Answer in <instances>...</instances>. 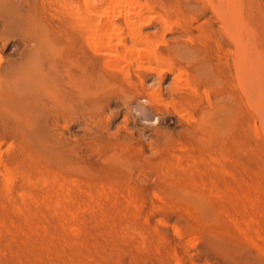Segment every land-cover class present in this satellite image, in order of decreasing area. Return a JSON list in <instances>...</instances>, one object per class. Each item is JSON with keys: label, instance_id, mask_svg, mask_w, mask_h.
<instances>
[{"label": "rangeland", "instance_id": "rangeland-1", "mask_svg": "<svg viewBox=\"0 0 264 264\" xmlns=\"http://www.w3.org/2000/svg\"><path fill=\"white\" fill-rule=\"evenodd\" d=\"M48 2L0 0V264H264V0Z\"/></svg>", "mask_w": 264, "mask_h": 264}, {"label": "bare ground", "instance_id": "bare-ground-1", "mask_svg": "<svg viewBox=\"0 0 264 264\" xmlns=\"http://www.w3.org/2000/svg\"><path fill=\"white\" fill-rule=\"evenodd\" d=\"M46 1V0H45ZM63 1V0H62ZM65 1V0H64ZM79 1V0H78ZM47 2H48V0H47ZM57 2V1H56ZM87 2H88V0H87ZM131 2V1H130ZM162 2V1H161ZM233 3H234V1H232ZM236 3H237V1H235ZM240 2V1H239ZM246 2H248V1H246ZM49 3V2H48ZM77 3H81V2H77ZM122 3V2H121ZM134 3V2H133ZM136 3H137V1H136ZM86 4H89V3H86ZM127 4V3H126ZM131 4H132V2H131ZM239 4V3H238ZM111 5H113V4H111ZM87 6V5H86ZM132 6V5H131ZM144 6V5H143ZM143 6H141V7H143ZM147 6V5H146ZM146 6H144V8L146 9ZM89 8H90V6H88ZM108 7V6H107ZM136 8V7H135ZM243 8V7H242ZM108 9V8H107ZM122 9V8H121ZM130 9H131V7H130ZM232 9V8H231ZM129 11V10H128ZM127 11V12H128ZM214 11V10H213ZM132 12V11H131ZM244 12V11H243ZM215 13V12H214ZM125 14H126V12H125ZM96 15V14H95ZM132 16H134V15H132ZM52 17V16H51ZM110 17V16H109ZM108 17V18H109ZM124 17V16H123ZM130 17V16H129ZM230 17V16H229ZM52 18H55V17H52ZM105 18H106V16H105ZM112 18V17H111ZM126 18H128V17H126ZM60 19V18H59ZM62 19V18H61ZM57 20V18H55V20L54 21H56ZM63 20V19H62ZM80 20H81V17H80ZM90 20L91 19H88V20H84V21H89L90 22ZM136 20H137V18H136ZM193 20V19H192ZM80 22L81 24H79V23H77V24H79V25H83L82 27L83 28H87L86 27V23L85 22ZM93 21V19L91 20V22ZM99 21V20H98ZM111 21V20H110ZM194 21V20H193ZM241 21V20H240ZM57 22H58V20H57ZM76 22L77 21H75V24L74 25H76ZM79 22V21H78ZM94 22V21H93ZM126 22V21H125ZM245 22H247V21H245ZM250 22V21H249ZM104 23V22H103ZM128 23H129V20H128ZM135 23V22H134ZM60 24L61 25H59V23H56V22H54L53 23V28H52V30L51 29H48V33H44L46 36H45V38H44V40H45V42L46 41H48V43H52V41L53 42H57V43H59V42H61V40L63 39L62 38V36H59L58 38V40H56L55 38H56V36L55 35H57V34H55L56 32H61L63 35H64V39L62 40V45H61V48H58L59 49V51H62V52H59L58 51V58H60L61 60H63L64 59V57H65V55H68V57H66L67 59L69 58H72L73 57V51H75V45H76V42H74L75 41V38L74 39H72V37L70 38L69 37V30H68V26H67V22H62L61 20H60ZM88 24V23H87ZM95 25H97L96 23H94ZM94 24H92V25H94ZM102 24V23H101ZM112 24V23H111ZM90 26H91V24H89ZM89 25H88V27H89ZM94 25V26H95ZM99 25H100V23H99ZM113 25V24H112ZM130 25H132V24H130ZM135 25V24H134ZM3 26V25H2ZM58 26V27H57ZM116 26V25H115ZM137 26V25H136ZM14 27V26H13ZM55 27H57V28H55ZM76 27V26H75ZM104 27H105V25H104ZM131 28H132V26H130ZM129 27V28H130ZM245 27V26H244ZM59 28H62V30H60ZM73 28V27H72ZM77 28V27H76ZM90 28H92V27H90ZM89 28V30H92V29H90ZM116 28V27H115ZM128 28V27H127ZM133 28H134V26H133ZM138 28V27H137ZM57 29V30H56ZM74 30H75V28H73ZM79 29V28H78ZM84 29V30H85ZM88 29V28H87ZM98 29V28H97ZM139 29V28H138ZM245 29V28H244ZM243 29V30H244ZM94 30V29H93ZM99 30V29H98ZM97 30V31H98ZM121 30V29H120ZM246 30V29H245ZM88 31V30H87ZM87 31H85V33L87 32ZM96 31V29L94 30V32ZM100 31V30H99ZM98 31V32H99ZM122 31V30H121ZM140 31V30H139ZM60 32H59V34H60ZM93 32V31H92ZM241 32V31H240ZM247 32H249L250 33V31H248L247 30ZM3 33V32H2ZM73 33V32H72ZM252 33V32H251ZM43 34V35H44ZM133 34V33H132ZM3 35V34H2ZM5 35H7V34H5ZM27 35V34H26ZM48 35V36H47ZM84 35H86V34H84ZM101 35V34H100ZM184 35V34H183ZM250 35V34H249ZM23 36V35H22ZM25 36V35H24ZM29 35H27V37H28ZM31 36V35H30ZM42 36V35H41ZM50 36V37H49ZM70 36H72V35H70ZM50 38V40L48 39V38ZM95 37V36H94ZM234 38H231V39H233L232 41L233 42H235L236 41V38H235V36H233ZM251 37H253V36H251ZM9 38V37H8ZM25 38V37H24ZM47 38V39H46ZM109 38V37H108ZM134 38V37H133ZM192 38V37H191ZM29 41H30V37L29 38H27ZM41 41H44L43 40V38L41 37ZM247 39V38H246ZM253 39V38H252ZM77 40V39H76ZM94 40H96L95 38H94ZM141 40V39H140ZM188 40V39H187ZM248 40V39H247ZM5 41V40H4ZM98 41V40H97ZM119 41V40H118ZM230 41V40H229ZM3 42V41H2ZM248 42V41H247ZM47 43V42H46ZM111 43V42H110ZM137 43V42H136ZM245 43V42H244ZM5 45V44H4ZM46 45H48V44H46ZM53 45H51V47H52ZM88 46H89V44H88ZM3 47V46H2ZM78 47V46H77ZM109 47V46H108ZM113 47V46H112ZM49 48V47H48ZM247 48V47H246ZM57 49V48H56ZM97 49V48H96ZM100 50V49H99ZM249 50V49H248ZM52 52V51H51ZM94 52V51H93ZM128 52V51H127ZM80 54H81V52H79ZM153 53V52H152ZM155 53V52H154ZM249 53V52H248ZM250 53H251V51H250ZM118 54V53H117ZM131 54V53H130ZM53 55H55V54H53ZM129 55V54H128ZM148 55V54H147ZM152 55H155V54H152ZM157 55V54H156ZM80 56V55H79ZM78 56V57H79ZM83 55L81 54V57H82ZM120 56V55H119ZM133 56V55H132ZM184 56L185 57H189L190 56V54H184ZM245 56V55H244ZM244 56H243V58H244ZM77 57V58H78ZM158 57V56H157ZM246 57V56H245ZM85 58V57H84ZM257 58V56L254 58V59H256ZM250 59L252 60V58H249V62H250ZM141 60V59H140ZM240 60H241V58H240ZM68 61V60H67ZM115 61V60H114ZM247 60H245L244 62H246ZM253 61V60H252ZM251 61V62H252ZM257 61V60H256ZM255 61V62H256ZM260 61V60H259ZM70 63H71V61H69ZM95 61H93V63H94ZM106 62V61H105ZM241 62V61H240ZM239 62V63H240ZM68 63V62H67ZM69 63V64H70ZM155 63V62H154ZM157 63V62H156ZM155 63V64H156ZM242 63H243V61H242ZM247 63V62H246ZM245 63V64H246ZM57 64V63H56ZM112 64V63H111ZM110 64V65H111ZM115 64H117V63H115ZM115 64H113V66H115ZM51 66H53V69H57V71H58V68H56V67H59V68H61V70L62 71H66V65H65V67H63V65H61L60 63H58L56 66H55V64L54 63H51ZM76 66V65H75ZM113 66H112V68H113ZM119 66V65H118ZM241 66V65H240ZM70 67V66H69ZM72 67V66H71ZM78 67V66H77ZM116 67H117V65H116ZM239 67V66H238ZM241 67H243V66H241ZM263 67V66H262ZM65 69V70H64ZM110 69V68H109ZM120 69H121V67H120ZM241 69V68H240ZM68 70V69H67ZM83 70V69H82ZM122 70V69H121ZM244 70V69H243ZM81 71V70H80ZM125 72V71H124ZM241 72V71H240ZM127 73V72H126ZM57 75V74H56ZM65 74H63V76H64ZM55 76V75H54ZM72 76V75H71ZM64 77H66V76H64ZM79 77V76H78ZM72 79V78H71ZM79 79V78H78ZM243 80V79H242ZM66 82V81H65ZM242 82V81H241ZM68 83V82H67ZM71 83V82H70ZM75 83V82H74ZM81 84V83H80ZM65 85V84H64ZM74 85H76V87L78 86L77 84H74ZM67 86V85H66ZM73 86V85H72ZM58 88V87H57ZM86 88V87H85ZM178 88V87H177ZM80 89V88H79ZM82 89H83V86H82ZM81 90V89H80ZM45 91V90H44ZM56 91V90H55ZM83 91H85V90H83ZM181 91V90H180ZM53 94V93H52ZM85 94V93H84ZM79 96H81V94L79 95ZM50 99V98H49ZM158 100V99H157ZM156 100V101H157ZM58 102H59V100H58ZM51 103H53V102H51ZM208 123V122H207ZM221 123V122H220ZM199 124V123H198ZM219 124V123H218ZM212 125V124H211ZM210 125V126H211ZM64 126V125H63ZM204 127V126H203ZM220 127V126H219ZM223 127V126H222ZM213 128H215V127H213ZM212 128V129H213ZM221 128V127H220ZM211 128H210V130H212ZM216 129H219V128H216ZM223 129H224V127H223ZM213 131V130H212ZM215 131V130H214ZM216 132V131H215ZM218 132V131H217ZM222 132V131H221ZM221 132H218V133H221ZM194 164V163H193ZM4 165V164H3ZM6 168V167H5ZM187 169V168H186ZM225 172V171H224ZM4 173V172H3ZM63 177V176H62ZM9 182V181H8ZM7 184V183H6ZM72 184V183H71ZM9 189V188H8ZM62 192H63V190H62ZM32 197V196H31ZM24 199V198H23ZM66 200V199H65ZM64 209V208H63ZM83 211V210H82ZM72 227V226H71ZM73 230H74V228H73Z\"/></svg>", "mask_w": 264, "mask_h": 264}]
</instances>
